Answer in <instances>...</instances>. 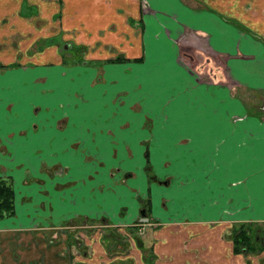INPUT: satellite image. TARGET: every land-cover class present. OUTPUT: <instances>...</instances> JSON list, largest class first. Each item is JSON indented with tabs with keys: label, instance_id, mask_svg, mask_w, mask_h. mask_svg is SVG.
I'll return each instance as SVG.
<instances>
[{
	"label": "crops",
	"instance_id": "crops-1",
	"mask_svg": "<svg viewBox=\"0 0 264 264\" xmlns=\"http://www.w3.org/2000/svg\"><path fill=\"white\" fill-rule=\"evenodd\" d=\"M58 2L0 0V23L10 18L6 29L17 24L19 32L29 22L23 14L41 13L50 24L59 10L64 39L88 47L87 67L106 69L107 92L123 91L110 102L112 110L122 104L121 114L113 120L109 108L102 116L94 106L85 113L73 91L85 95L87 67H64L51 48L24 68L0 71V177L14 190V214L0 219V228L40 217L55 223L73 213L126 226L146 204L152 242L139 238L142 259L131 255L134 264H146L141 252L148 249L151 264H230L244 256L233 252L232 224L264 222V0ZM89 94L99 106L100 94ZM59 102L63 108L54 109ZM40 162L73 171L87 165L68 171L66 181L96 173L104 187L91 200L88 186L77 185L64 201V178L57 177L46 185L51 201L36 203L37 185L28 193L20 184ZM2 167L21 168L20 179ZM131 206L136 211L128 218ZM88 242L89 257L78 262L111 264L101 239ZM56 249L47 254L50 264H58ZM72 250L64 241V264L76 262Z\"/></svg>",
	"mask_w": 264,
	"mask_h": 264
},
{
	"label": "rangeland",
	"instance_id": "rangeland-1",
	"mask_svg": "<svg viewBox=\"0 0 264 264\" xmlns=\"http://www.w3.org/2000/svg\"><path fill=\"white\" fill-rule=\"evenodd\" d=\"M59 3L61 4V0H59L58 4ZM143 9L148 10V7L144 6ZM40 15L41 13L38 12L32 16L23 15V17L26 18V20L28 19L29 22H27L28 24H25V28L22 26L21 31L19 32L17 24H12V26L17 27L16 29H6V27L9 25L7 21H9L10 18H5L3 22L1 21L0 71L6 67H9V69L16 68L15 66H19L18 68H24V66H26L25 64L28 63L26 61L31 60L35 55L41 54L50 48L57 53L60 59H62V64H60L64 65V67L68 66L69 68L73 69V67L77 65H84L86 67L87 65H91L85 61L87 60L86 57H88L89 54L88 47L81 44H76L74 42V45H71L69 44L71 43L69 40L64 39L63 30L59 28L61 21V12H59V10L55 12L56 17H52L53 19L50 24L49 22L51 20H49L48 16L47 18H42ZM58 23L59 25H57ZM27 25H31V27L29 28ZM32 42L33 44L30 45ZM105 49L111 52L110 48L107 47ZM123 59L124 58H121V61ZM72 72L78 71L74 70ZM85 72V95L81 88H74L75 90L73 91V96L77 99V101L85 103V109L88 108V106H94L95 109H99V112L102 116H108V114L104 111V109L107 107L110 110L109 117L113 120L118 119L117 116L121 114L120 105L122 104H113L115 106L112 110L110 102L114 97L113 103H117V99L122 95L123 91L116 93V91L113 92L108 90L107 92L108 80L105 76V68H93L88 66ZM69 81L75 82L74 77H70ZM112 84H117V81L112 82ZM91 88H93V92L97 91L100 94L101 103L99 106L90 104L93 101L92 95L89 94V89ZM65 89L69 92L68 88ZM63 106L64 104L59 102L55 105L54 109L63 108ZM36 107L37 106H34L32 111H34ZM22 113L25 114L26 110L21 111L20 115H22ZM85 113H88L87 109L85 110ZM241 116L242 115H238L236 117L241 118ZM105 120H109L108 117H106ZM125 123L129 124L128 121ZM123 128L124 127L122 124H120L118 125L117 130ZM109 131L111 134H113V130L107 127L105 129V133H108ZM4 153H7V150H5ZM102 155L106 158L108 153H102ZM106 161H108V159H106ZM86 163L90 164L89 162ZM13 167H15V165ZM13 167H2V170H12L13 172ZM87 168V165H85L84 167L77 169V171H73L72 168L64 167V165H61L58 162L48 167L46 164L43 165L40 162L39 164H34L33 168L30 167L28 171L24 173L25 177L24 179L21 178L22 184L20 185L22 186V189L26 190L28 193H31V191H36L32 184H36L38 188L37 191H39L41 196L36 197L34 195L33 200L36 203L42 201L46 204L52 199V194L49 193V187L53 182H55L57 177H60L64 178V181L60 187V189L65 188L66 190V192L64 191V201L69 200L67 199L68 196H71L73 199L74 196L72 194V187H76L77 185L88 186L87 188L89 189L91 200H94L98 194V185H102L100 182L102 179H97L98 174L83 173L84 175H76L73 177L74 180L71 181H66L64 177L68 171H72V174H77L80 173V171H86ZM26 170L27 169H25V171ZM20 173L21 168L16 169L12 173L14 180L20 179ZM129 175L132 179L139 178L138 174L135 172L129 173ZM125 176L126 175H123L122 177ZM44 177H46V179H43ZM46 185H49V187H46ZM126 186L130 191L133 192V194H135L136 197L138 196V189L131 187V185ZM102 187H104V185H102ZM54 197L59 198L58 195H53V198ZM83 200L84 197H81V201ZM89 202L90 201H87V203ZM130 209L131 210H129L127 213L132 211V214L130 213L127 216L128 218H131L134 215L136 207L134 208V206H131ZM127 210L128 208L124 207L123 212L125 213ZM140 210L138 215L136 212L134 218L135 220L133 219L134 221L126 226L104 223L100 220L91 221L88 217L79 216L77 215L78 213H73L72 215L68 216L64 214V216L59 217V220L55 223H45V220L40 217L38 218V222L34 221L28 226L8 225L1 227L0 264H50L47 261V254L50 249L54 250L55 248H57L55 257H57L56 260L58 261V264H64V241H66V246L73 249L72 251H74V254H70L71 257L77 259L76 262L72 260V264H86L78 261H81L79 259L83 258V256L84 261H86V258L89 257L88 252L91 251L89 250L90 243L88 241L93 240L99 243L100 239V245L102 244L101 246H104L105 253L110 257L111 264L115 263V261L120 262L122 260H131L134 264L131 255H136L138 258H141V256H139L140 252L136 244L137 238L141 239L143 237V241H145L146 244L152 242L151 233L153 225L151 222H149V220H145V217L142 216L144 214L147 215V205L145 204L144 207L140 208ZM257 223H259V226L264 227V222ZM120 226L123 228H119ZM127 229L135 230L136 232L129 233ZM118 243H124V247ZM144 251L143 253L141 252L142 257L144 256ZM260 253H245L243 254L244 256H241L238 259L234 257L229 262L230 264H257L255 263L254 259V257H256L257 261L261 263L264 261V255ZM96 254L100 255V251L98 250Z\"/></svg>",
	"mask_w": 264,
	"mask_h": 264
},
{
	"label": "trees",
	"instance_id": "trees-1",
	"mask_svg": "<svg viewBox=\"0 0 264 264\" xmlns=\"http://www.w3.org/2000/svg\"><path fill=\"white\" fill-rule=\"evenodd\" d=\"M25 8H26V4ZM24 16L26 14H23ZM30 16V14H29ZM74 45L72 42L69 43ZM73 47V46H72ZM121 61L116 58L115 61ZM3 66V65H2ZM9 66V65H7ZM14 214V190L8 179L0 177V219ZM129 233H135V230L127 229ZM230 239L232 249L235 254H245L262 252L264 250V227L259 226L257 222H236L231 227ZM119 245L124 247V243ZM137 246L140 244L139 238L136 240ZM146 264H151V250L144 251ZM117 264H132L131 260H122Z\"/></svg>",
	"mask_w": 264,
	"mask_h": 264
},
{
	"label": "flooded vegetation",
	"instance_id": "flooded-vegetation-1",
	"mask_svg": "<svg viewBox=\"0 0 264 264\" xmlns=\"http://www.w3.org/2000/svg\"><path fill=\"white\" fill-rule=\"evenodd\" d=\"M238 119H240L239 117H236V116H233L232 117V120H238ZM5 178V177H4Z\"/></svg>",
	"mask_w": 264,
	"mask_h": 264
}]
</instances>
